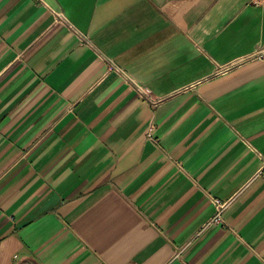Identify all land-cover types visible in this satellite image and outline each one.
Listing matches in <instances>:
<instances>
[{"label":"crops","instance_id":"0c3cea01","mask_svg":"<svg viewBox=\"0 0 264 264\" xmlns=\"http://www.w3.org/2000/svg\"><path fill=\"white\" fill-rule=\"evenodd\" d=\"M262 50L264 0H0V264H264Z\"/></svg>","mask_w":264,"mask_h":264},{"label":"built area","instance_id":"2783aa9c","mask_svg":"<svg viewBox=\"0 0 264 264\" xmlns=\"http://www.w3.org/2000/svg\"><path fill=\"white\" fill-rule=\"evenodd\" d=\"M55 16L57 18V21L58 22H62V23H67L63 13L61 12H56L55 13ZM67 25L70 27V28H73L71 25H69L67 23ZM78 35H80L81 37L83 36L81 33H79L77 31ZM260 52H264V50L260 51ZM211 202L212 204L214 205L215 207V214L213 216V219H212V222L213 223H216V224H222L223 223V220H222V211L224 210L225 208V205L226 203H223V202H220L219 200L217 199H211Z\"/></svg>","mask_w":264,"mask_h":264}]
</instances>
